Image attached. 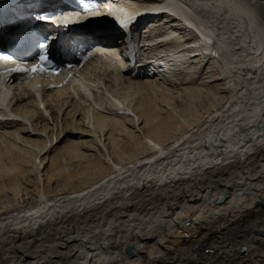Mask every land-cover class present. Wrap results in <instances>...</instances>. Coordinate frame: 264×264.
Instances as JSON below:
<instances>
[{
  "label": "bare ground",
  "instance_id": "bare-ground-1",
  "mask_svg": "<svg viewBox=\"0 0 264 264\" xmlns=\"http://www.w3.org/2000/svg\"><path fill=\"white\" fill-rule=\"evenodd\" d=\"M166 3L185 22L139 68L128 46L93 35L110 47L105 63L86 59L65 85L0 75V264H264V0ZM101 21L84 27L115 32ZM31 24L0 11V37ZM116 83L122 95L106 100ZM62 162L80 165L77 187L72 174L50 188ZM30 182L37 202L15 208Z\"/></svg>",
  "mask_w": 264,
  "mask_h": 264
},
{
  "label": "rangeland",
  "instance_id": "rangeland-1",
  "mask_svg": "<svg viewBox=\"0 0 264 264\" xmlns=\"http://www.w3.org/2000/svg\"><path fill=\"white\" fill-rule=\"evenodd\" d=\"M118 1H121V0H118ZM122 1H125V0H122ZM121 1V2H122ZM125 2H127V3H131L132 2V4L133 5H138V4H141V3H143V1H139V0H126ZM136 2V3H135ZM135 3V4H134ZM114 5H116V2H114ZM151 30H153V28L151 29ZM142 37L140 36L139 37V39H141ZM153 48V47H152ZM142 52H143V54H142ZM145 52H146V54H147V51H145V49H144V51H142L141 50V52H140V54H138V60L139 61H137V68H139L140 67V62H141V59H143V56L144 57H146V54H145ZM140 56V57H139ZM205 62H207V60H204V63L202 64V66H200V68H202L204 65H205ZM100 63H105V62H100ZM198 66V67H197ZM141 68H142V66H141ZM198 68H199V65H193V70L194 71H196V70H198ZM196 69V70H195ZM203 69V68H202ZM211 70V68L208 66V63L204 66V70L203 71H205V70ZM82 69H80V71H81ZM214 71V69H212V71L211 72H213ZM174 72H176V71H174ZM192 74V73H191ZM158 81H160L161 82V80L160 79H158ZM178 83H176V84H173V85H167V87H170V88H174V89H177V88H179L180 86H179V84L177 85ZM206 85H204L203 86V90H206ZM122 90V91H121ZM114 91H115V93H114ZM123 89L122 88H120V85H118L117 83L116 84H114V88H113V92H110L109 93V91H107L106 92V96H107V99L106 100H108V97L109 98H111V96H113V97H115V95H116V97L117 96H121L122 95V93H123ZM187 100H185V99H183L182 101H180V99H178L177 100V102H176V104H178V105H180V104H184L185 102H186ZM208 101V99L207 98H201V99H197V100H194V104H195V107H196V109L195 110H198L200 113H202V114H200V115H205V112H203V110H204V108H203V106L205 105V103ZM201 106V107H200ZM194 111V110H193ZM68 139H74L73 137H69V138H64L63 139V142L61 143V144H63V143H65V141H67ZM60 165H62L64 168L62 169V171H60L59 172V174L55 177V183L53 184V182H51L50 183V188H52V187H56V189L58 188L57 186H56V182H57V180L58 181H63V180H66V179H68V176L69 175H74V177L72 178L73 179V182H70V185H73L72 187H77L80 183H78V178H77V174H75L74 172L77 170V169H79V167H80V165L78 166V167H75L76 165H77V163L76 162H71V163H67V162H62V163H60ZM108 166V167H107ZM108 170H110L109 169V165L107 164V163H105V165H104V168L102 169V173L101 174H103L105 171H108ZM75 175H77V176H75ZM99 175V174H95V175H92V176H94L95 178L97 177V176ZM83 176L84 177H89L90 175H88V174H83ZM71 177V176H70ZM27 183V182H26ZM31 185V186H30ZM33 184L30 182L29 184H25L24 186L26 187V188H29V189H27V190H29V191H25V192H27V195L25 194V193H23L22 191L20 192V193H22V194H20V196L18 195V197H17V199L19 200L18 201V204L16 205L17 207H15V208H18V209H20V210H27L28 208H29V206L30 207H32L33 205H34V203H36L37 202V197H34V196H36V190H37V186L34 184L33 186H32ZM86 185V184H85ZM23 186V187H24ZM7 187V186H6ZM22 187V186H21ZM22 187V188H23ZM58 192H61V191H63V190H57ZM65 192L67 191V189L66 190H64ZM4 192H6V190L4 191ZM4 192H2V193H4ZM30 192H33V193H30ZM2 193H0V194H2ZM8 193V192H7ZM30 194V195H29ZM32 194V195H31ZM49 197L50 198H52V195H53V192H50L49 194ZM23 196V197H22ZM27 196V197H26ZM28 196H30V197H28ZM22 197V198H21ZM26 197V198H25ZM2 199L4 198V197H1ZM0 198V199H1ZM24 198H25V200H26V202H25V200H24ZM34 198V199H33ZM28 199H29V201H28ZM21 201V202H20ZM31 201V202H30ZM35 201V202H34ZM23 203V204H22ZM27 203V204H26ZM29 204V205H28ZM19 205V206H18ZM32 205V206H31ZM251 217L249 216L248 217V219H250ZM230 227H232V225H230ZM79 229H81V227H79ZM180 245H184V242H180ZM241 245V246H240ZM236 246H240L239 248H243V246H242V243H238V244H236ZM259 246H260V248H261V243H259ZM209 247H214V253L218 256V257H220L219 256V253L217 252V249H216V247L215 246H211V245H209ZM245 252H248V247H246V249H245ZM203 253H205V250H203ZM208 253V252H207ZM211 255V254H210ZM212 256V255H211ZM126 261V260H125ZM127 262H131V261H129V260H127ZM192 261L190 260L189 262H186L185 264H192L191 263Z\"/></svg>",
  "mask_w": 264,
  "mask_h": 264
},
{
  "label": "water",
  "instance_id": "water-1",
  "mask_svg": "<svg viewBox=\"0 0 264 264\" xmlns=\"http://www.w3.org/2000/svg\"><path fill=\"white\" fill-rule=\"evenodd\" d=\"M227 196H228V194H227V193H224V195L220 198V200H221V201H224V200L226 199ZM262 201H263V203H264V199H263ZM245 249H246V247L244 246V247L241 249L242 252H245ZM127 250H128L130 253H134V248H133V246H132L131 244H129V245L127 246ZM206 251H208V252H212L213 249H212V248H207ZM221 253H222L221 250H219V256H220V257L222 256Z\"/></svg>",
  "mask_w": 264,
  "mask_h": 264
}]
</instances>
